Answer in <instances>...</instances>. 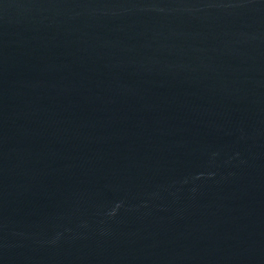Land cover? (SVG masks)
Instances as JSON below:
<instances>
[{
  "label": "water",
  "instance_id": "obj_1",
  "mask_svg": "<svg viewBox=\"0 0 264 264\" xmlns=\"http://www.w3.org/2000/svg\"><path fill=\"white\" fill-rule=\"evenodd\" d=\"M0 264H264V0H0Z\"/></svg>",
  "mask_w": 264,
  "mask_h": 264
}]
</instances>
